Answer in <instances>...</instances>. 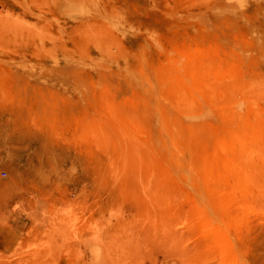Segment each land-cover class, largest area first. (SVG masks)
Instances as JSON below:
<instances>
[{"label": "rangeland", "instance_id": "374dc122", "mask_svg": "<svg viewBox=\"0 0 264 264\" xmlns=\"http://www.w3.org/2000/svg\"><path fill=\"white\" fill-rule=\"evenodd\" d=\"M0 264H264V0H0Z\"/></svg>", "mask_w": 264, "mask_h": 264}, {"label": "bare ground", "instance_id": "6f19581e", "mask_svg": "<svg viewBox=\"0 0 264 264\" xmlns=\"http://www.w3.org/2000/svg\"><path fill=\"white\" fill-rule=\"evenodd\" d=\"M180 73H181V71H180ZM188 80H189V79H188ZM189 81H190V80H189ZM209 87H212V86H209ZM207 88H208V87H207ZM217 90H218V89L216 88V91H217ZM229 92H230V91H229ZM181 93H182V92H181ZM195 93H196V92H195ZM221 93H222V92H221ZM213 96H214V95H213ZM217 96H218V95H217ZM185 97H186V96H185ZM198 98H199V96H198ZM211 98H212V97H210V99H211ZM182 99H183V98H182ZM199 99H200V98H199ZM213 99H215V98H213ZM213 99H212V100H213ZM183 101H184V100H183ZM197 121H199V120H197ZM237 139H238V138H237ZM238 140H239V139H238ZM242 142H243V141H242ZM239 143H240V142H239ZM233 146H234V145H233ZM236 147H237V146H236ZM244 152H245V150H244ZM240 154H241V153H240ZM252 154H254V153H252ZM243 156H244V155H243ZM249 168H250V167H249ZM249 168H248V169H249ZM252 171H253V170H252ZM207 173H208V171H207ZM209 174H210V173H209ZM250 175H251V174H250ZM250 175H249V176H250ZM247 176H248V175H247ZM239 177H240V176H239ZM241 179H242V178H241ZM253 183H254V182H253ZM252 185H253V184H252ZM242 187L245 188V186H242ZM249 189H250V188H249ZM245 193H246V192H245ZM241 194H242V193H241ZM239 198H240V197H239ZM241 198H242V197H241ZM239 202H240V201H239ZM216 231H217V230H216ZM219 234H220V233H219ZM209 235H210V233H209ZM217 237H218V236H217ZM215 239H216V234H215ZM218 239L220 240L219 237H218ZM217 241H218V240H217ZM227 241L229 242V240H226V239H225V243H226ZM216 243L218 244V242H216ZM226 244H227V243H226ZM222 248H223V247H222ZM225 250H226V249H225ZM221 251H222V250H221ZM227 251H229V250H227ZM222 252H223V251H222ZM224 254H226V253H224ZM224 254L222 253L221 255H224ZM222 257H224V259H226L225 256H222ZM224 261H225V260H224ZM227 261H228V260H227Z\"/></svg>", "mask_w": 264, "mask_h": 264}]
</instances>
